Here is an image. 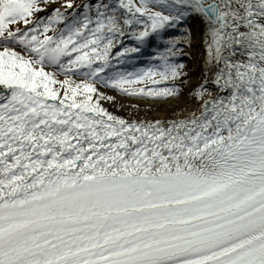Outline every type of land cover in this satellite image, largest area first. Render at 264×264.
I'll return each mask as SVG.
<instances>
[{"label":"snow or ice","instance_id":"snow-or-ice-1","mask_svg":"<svg viewBox=\"0 0 264 264\" xmlns=\"http://www.w3.org/2000/svg\"><path fill=\"white\" fill-rule=\"evenodd\" d=\"M0 264H264V0H0Z\"/></svg>","mask_w":264,"mask_h":264},{"label":"bare ground","instance_id":"bare-ground-1","mask_svg":"<svg viewBox=\"0 0 264 264\" xmlns=\"http://www.w3.org/2000/svg\"><path fill=\"white\" fill-rule=\"evenodd\" d=\"M193 67H195L197 69V74H198V67H199V65H198V59H197V61L192 62V68ZM160 109L162 111L163 110V106H160ZM159 114H161L160 111H158L157 113H153V115H159Z\"/></svg>","mask_w":264,"mask_h":264},{"label":"rangeland","instance_id":"rangeland-1","mask_svg":"<svg viewBox=\"0 0 264 264\" xmlns=\"http://www.w3.org/2000/svg\"><path fill=\"white\" fill-rule=\"evenodd\" d=\"M189 68H192V62H189Z\"/></svg>","mask_w":264,"mask_h":264}]
</instances>
